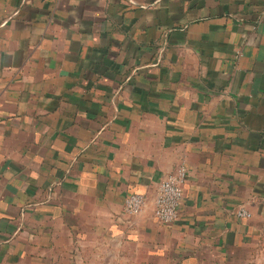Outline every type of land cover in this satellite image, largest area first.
I'll return each instance as SVG.
<instances>
[{
	"label": "crops",
	"instance_id": "crops-1",
	"mask_svg": "<svg viewBox=\"0 0 264 264\" xmlns=\"http://www.w3.org/2000/svg\"><path fill=\"white\" fill-rule=\"evenodd\" d=\"M245 246L264 250V0H0V264Z\"/></svg>",
	"mask_w": 264,
	"mask_h": 264
},
{
	"label": "built area",
	"instance_id": "built-area-1",
	"mask_svg": "<svg viewBox=\"0 0 264 264\" xmlns=\"http://www.w3.org/2000/svg\"><path fill=\"white\" fill-rule=\"evenodd\" d=\"M185 174L184 165H180L160 181L154 202V216L158 222L169 223L178 219ZM145 201L146 197L143 194L129 193L124 198V211L128 215H137L142 211ZM235 214L238 217L250 215L243 207L237 209Z\"/></svg>",
	"mask_w": 264,
	"mask_h": 264
},
{
	"label": "rangeland",
	"instance_id": "rangeland-1",
	"mask_svg": "<svg viewBox=\"0 0 264 264\" xmlns=\"http://www.w3.org/2000/svg\"><path fill=\"white\" fill-rule=\"evenodd\" d=\"M122 264L128 263L124 261ZM195 264H264V250L260 246H245L230 249L222 255L214 250L203 251L198 254V261Z\"/></svg>",
	"mask_w": 264,
	"mask_h": 264
}]
</instances>
